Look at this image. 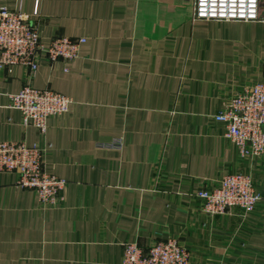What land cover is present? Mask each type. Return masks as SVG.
I'll return each mask as SVG.
<instances>
[{"label":"crops","instance_id":"obj_1","mask_svg":"<svg viewBox=\"0 0 264 264\" xmlns=\"http://www.w3.org/2000/svg\"><path fill=\"white\" fill-rule=\"evenodd\" d=\"M38 1V15L33 16ZM193 0H0L21 10L47 45L85 38L71 62L0 69V141L43 149V169L67 182L44 207L0 173V264H120L123 245L177 239L193 264H264V156L243 162L213 116L264 81L260 20H192ZM67 69V71H65ZM71 99L45 134L24 127L8 95L23 86ZM121 138V150L99 145ZM243 171L255 211L209 217L193 199Z\"/></svg>","mask_w":264,"mask_h":264},{"label":"built area","instance_id":"obj_2","mask_svg":"<svg viewBox=\"0 0 264 264\" xmlns=\"http://www.w3.org/2000/svg\"><path fill=\"white\" fill-rule=\"evenodd\" d=\"M19 6L23 0H15ZM263 0H193L192 20L218 23H253L260 20ZM32 15H38V1ZM85 38H53L45 45L34 24L21 10L0 7V69L20 65L29 72L28 79L41 64L71 62L79 57ZM67 71V69H65ZM9 107L19 111L21 124L45 134L47 120L69 112L71 99L49 89L25 85L16 94L8 95ZM224 126V138L235 145L243 162L264 156V81L238 91L213 116ZM101 149L121 150V138L99 145ZM0 173H16L17 186L35 193L40 205L62 204L64 179L43 169V149L20 142L0 141ZM191 196L200 211L209 217L223 216L238 209L244 216L255 211L261 194L254 187L250 174L236 171L203 186ZM120 264H193L190 252L177 239L155 241L146 249L136 243L123 245Z\"/></svg>","mask_w":264,"mask_h":264}]
</instances>
